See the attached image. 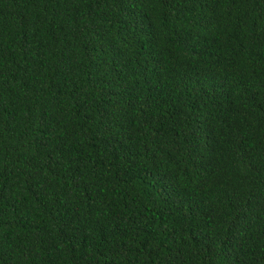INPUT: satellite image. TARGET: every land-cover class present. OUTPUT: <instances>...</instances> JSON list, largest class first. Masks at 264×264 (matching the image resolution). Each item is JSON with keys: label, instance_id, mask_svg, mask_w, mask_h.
<instances>
[{"label": "trees", "instance_id": "trees-1", "mask_svg": "<svg viewBox=\"0 0 264 264\" xmlns=\"http://www.w3.org/2000/svg\"><path fill=\"white\" fill-rule=\"evenodd\" d=\"M0 264H264V0H0Z\"/></svg>", "mask_w": 264, "mask_h": 264}]
</instances>
